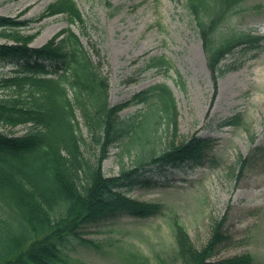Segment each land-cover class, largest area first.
Listing matches in <instances>:
<instances>
[{"label":"trees","instance_id":"obj_1","mask_svg":"<svg viewBox=\"0 0 264 264\" xmlns=\"http://www.w3.org/2000/svg\"><path fill=\"white\" fill-rule=\"evenodd\" d=\"M245 1L185 0L214 83L244 63L239 60L222 65L228 56L257 53L264 46L262 35L235 30L220 33L225 21ZM59 14L66 17L68 27L41 47L30 45L37 34L19 32L33 20L0 16V38L7 40L0 42V66L16 68L13 76L0 79V88L11 91L0 98V125L29 128L20 136L0 132V264H69L68 251L74 245L94 247L84 238L88 226L112 223L123 216L157 215L160 204L141 203L129 194L136 189L160 187L169 171L198 161L211 142L193 136L156 152L152 135L156 128L165 126L168 131L177 124V107L170 89L155 85L129 101L110 105L108 80L99 62L93 61L71 29L78 26L86 30L74 1L51 4L39 20ZM151 68L167 70L170 65L161 56L146 64L145 69ZM144 104L147 108L140 118H120L130 105ZM77 114L91 145L98 150L94 159L84 154L87 143ZM239 123V115L221 121L222 126ZM113 147L121 149V160L131 157L133 150L137 152L129 168L107 177L102 163ZM221 226L218 223L207 243L196 248L185 230L174 225L177 261L253 264L249 254L213 260L227 239ZM160 264L167 263L162 260Z\"/></svg>","mask_w":264,"mask_h":264},{"label":"rangeland","instance_id":"obj_2","mask_svg":"<svg viewBox=\"0 0 264 264\" xmlns=\"http://www.w3.org/2000/svg\"><path fill=\"white\" fill-rule=\"evenodd\" d=\"M59 0H0V16L27 20L23 35L37 34L32 47H41L68 27L64 15L39 17ZM86 30L71 29L108 80L110 105L129 101L155 85L172 92L177 124L165 131L156 128L154 147L161 152L193 136L211 139L198 161L171 170L161 186L136 189L129 196L141 203L160 204L148 218L123 216L112 223L91 225L84 238L94 247L74 245L69 264H180L175 258L174 225L182 227L196 248L204 246L218 223L226 241L213 260L249 254L253 264H264V46L257 53L228 56L222 65L244 62L238 70L213 82L196 26L185 0H73ZM37 20V21H36ZM229 30L264 36V0H246L222 25ZM7 40L0 38V42ZM9 42V41H8ZM99 53H97V52ZM163 56L169 69H145ZM16 68L0 66V79L13 76ZM0 88V98L8 96ZM147 106L130 105L121 119L140 116ZM240 116L239 125L221 121ZM84 154L94 159L83 120L77 114ZM176 127V128H175ZM28 125L14 129L0 125L4 134L23 135ZM154 140V139H153ZM121 149H109L102 163L105 176H116L132 165L133 156L119 158ZM244 158L248 161L244 162ZM96 246V247H95Z\"/></svg>","mask_w":264,"mask_h":264}]
</instances>
